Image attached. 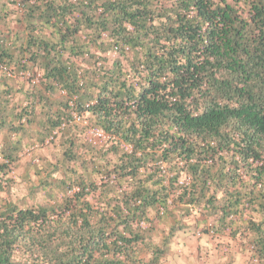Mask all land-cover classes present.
Instances as JSON below:
<instances>
[{
    "label": "trees",
    "instance_id": "1",
    "mask_svg": "<svg viewBox=\"0 0 264 264\" xmlns=\"http://www.w3.org/2000/svg\"><path fill=\"white\" fill-rule=\"evenodd\" d=\"M188 229L264 264V0H0V264Z\"/></svg>",
    "mask_w": 264,
    "mask_h": 264
},
{
    "label": "rangeland",
    "instance_id": "2",
    "mask_svg": "<svg viewBox=\"0 0 264 264\" xmlns=\"http://www.w3.org/2000/svg\"><path fill=\"white\" fill-rule=\"evenodd\" d=\"M91 140L94 135L90 136ZM30 155L25 156L28 159ZM24 161V160H23ZM22 174V170L17 172L16 176ZM19 180V179H18ZM22 186L14 191L13 200L22 197ZM244 248V246H242ZM175 255L166 264H235L237 262L236 254H239V263L256 264L249 261L247 251H239V244L226 237L211 238L199 237L193 229H188L180 233L174 241Z\"/></svg>",
    "mask_w": 264,
    "mask_h": 264
},
{
    "label": "built area",
    "instance_id": "3",
    "mask_svg": "<svg viewBox=\"0 0 264 264\" xmlns=\"http://www.w3.org/2000/svg\"><path fill=\"white\" fill-rule=\"evenodd\" d=\"M103 138V136L99 133L94 134V139L100 141Z\"/></svg>",
    "mask_w": 264,
    "mask_h": 264
},
{
    "label": "crops",
    "instance_id": "4",
    "mask_svg": "<svg viewBox=\"0 0 264 264\" xmlns=\"http://www.w3.org/2000/svg\"><path fill=\"white\" fill-rule=\"evenodd\" d=\"M238 256H239V254H236L235 257H237V258H236V259H237V262H236L235 264H242V263H239V259H240V258H238Z\"/></svg>",
    "mask_w": 264,
    "mask_h": 264
}]
</instances>
